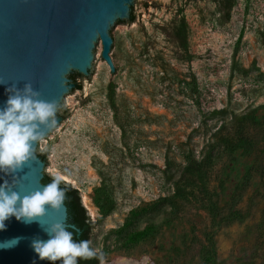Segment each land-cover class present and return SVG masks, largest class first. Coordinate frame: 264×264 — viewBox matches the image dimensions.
Segmentation results:
<instances>
[{"label":"rangeland","instance_id":"1","mask_svg":"<svg viewBox=\"0 0 264 264\" xmlns=\"http://www.w3.org/2000/svg\"><path fill=\"white\" fill-rule=\"evenodd\" d=\"M115 41L114 72L100 47L96 78H71L65 126L41 144L48 176L78 191L99 264H264V0H139ZM209 153L202 181L175 196L187 157ZM100 172L108 215L94 203Z\"/></svg>","mask_w":264,"mask_h":264},{"label":"water","instance_id":"2","mask_svg":"<svg viewBox=\"0 0 264 264\" xmlns=\"http://www.w3.org/2000/svg\"><path fill=\"white\" fill-rule=\"evenodd\" d=\"M139 0H0V108L8 98L6 89L23 88L30 83L39 99L59 103L57 120L76 93L70 75L92 81L96 78L101 58L114 72L112 56L117 52L115 33L123 23L137 20ZM132 15L133 21H129ZM63 126L45 130L41 144ZM48 167L38 155L18 173V191H34L43 186ZM9 181L11 176L3 177ZM3 182V180H0ZM67 206L59 211L47 209L42 218L45 225L65 220L69 228L80 231L67 222ZM0 241L22 237L11 249H0V264H47L39 260L30 247L32 239H47L37 223L25 224L14 217L5 222Z\"/></svg>","mask_w":264,"mask_h":264},{"label":"clouds","instance_id":"3","mask_svg":"<svg viewBox=\"0 0 264 264\" xmlns=\"http://www.w3.org/2000/svg\"><path fill=\"white\" fill-rule=\"evenodd\" d=\"M8 98L0 108V231L7 228L6 221L15 218L25 224L37 223L47 239L35 238L30 247L39 260L49 264H78L80 259L97 255L89 240H76L65 220L45 223L42 218L47 209L59 211L65 208L67 193L61 187L63 177L53 175L50 182L34 191H18L22 172L29 161L37 160V146L58 123L59 103L39 99L30 83L23 88L6 89ZM11 176L9 181L3 177ZM22 237L0 241V249L16 247Z\"/></svg>","mask_w":264,"mask_h":264},{"label":"trees","instance_id":"4","mask_svg":"<svg viewBox=\"0 0 264 264\" xmlns=\"http://www.w3.org/2000/svg\"><path fill=\"white\" fill-rule=\"evenodd\" d=\"M233 4H231L232 6ZM129 21H133L132 15L129 17ZM172 35L178 45L179 48L185 49L186 47V25L183 20H175L172 25ZM70 77L74 80L75 75L72 74ZM75 88H80L79 85H75ZM223 112V111H220ZM58 116V114H57ZM236 123V116L234 115L232 119H230L229 124ZM239 128L238 134L243 133L245 126L241 125L239 120ZM225 126L223 125V128ZM217 134H215L216 136ZM230 142V139H226ZM43 161H46L45 154H38ZM187 164L183 168V171L177 181L175 182L177 194L175 196L180 195L183 191H186L183 187L180 186V182H183L186 185H193L197 182L202 181L204 174L206 172V168L210 165L212 157L209 155L203 156L200 160H196L194 157H187ZM169 165H167L168 167ZM101 176L100 186L95 190L94 193V203L98 208L99 212L103 215H108L114 210V203L109 193V185L106 182L103 174L99 173ZM176 176V173L172 172L169 174L168 178L172 179ZM51 177L44 174L42 178V182L44 184L50 182ZM61 187L65 189L67 193V199L65 201V205L67 206L68 218L67 222L70 224H74L77 229H79L80 233L77 234L75 229L69 228L70 231L74 232V238L76 240H89L90 233L92 229V224L89 219V216L86 213V209L80 202V197L78 195L77 189L71 187L68 184L62 182ZM144 234L143 231L137 232L136 237H141ZM97 255L89 258V259H80L78 260V264H99L101 260H103L104 255L101 252L96 251ZM204 254L208 255L205 259L206 262H210L214 259V252L212 249V244L209 242L207 244V248L203 251ZM49 264V263H47ZM56 264H60L59 261Z\"/></svg>","mask_w":264,"mask_h":264},{"label":"bare ground","instance_id":"5","mask_svg":"<svg viewBox=\"0 0 264 264\" xmlns=\"http://www.w3.org/2000/svg\"><path fill=\"white\" fill-rule=\"evenodd\" d=\"M112 264H146L145 260H141V261H133V260H128V259H117L115 261H113Z\"/></svg>","mask_w":264,"mask_h":264}]
</instances>
